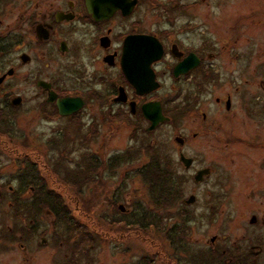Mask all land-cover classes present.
I'll return each mask as SVG.
<instances>
[{
  "label": "flooded vegetation",
  "instance_id": "af4514ba",
  "mask_svg": "<svg viewBox=\"0 0 264 264\" xmlns=\"http://www.w3.org/2000/svg\"><path fill=\"white\" fill-rule=\"evenodd\" d=\"M13 3L18 4L17 0H0V28L6 32L0 38V55L12 47L11 41L23 37V27L31 48L27 64L33 63L36 51L63 62L59 79L37 75L31 80L44 96L38 111L43 109L47 118L55 112L60 115L55 104L47 102L49 88L38 86L41 81L58 98L83 102L77 112L60 116L71 123L88 103L101 104L107 111L100 119L108 125L120 119L134 129L142 122L147 135L172 120L163 103L188 101L194 148L191 155H185L181 151L185 138L181 137L184 143L178 146L174 179L182 182L180 189L187 184V195L183 197L181 191V197L183 205L185 198L189 202L156 210L162 221L159 228L166 231L165 221L175 218L169 216L170 210L187 214L193 234L189 264H264V38H251L250 33L264 24V9L243 14L264 0H31L29 14L17 17L15 27L3 25L4 8ZM199 3L203 10H196ZM16 7L11 6L9 12ZM147 7H153L154 17L146 15ZM141 9L143 14H139ZM161 11L167 14H158ZM196 19L204 22V30L197 31L201 25L190 23ZM189 66V71L181 73ZM13 75L11 68L0 76V98L10 105L15 96H2L1 90ZM150 84L157 88L149 90ZM165 86L166 93H161ZM149 102H159L163 116L169 118L152 131L141 110ZM201 102L202 112L195 111ZM113 105L125 111L116 116V111L111 112ZM201 131L206 146L203 160L196 149ZM180 154L190 159L188 167L180 162ZM34 191L33 187L4 191L0 186V264H98V239L92 234L84 237L80 232L84 226L78 221L55 223L50 211L35 206ZM27 198L28 206L21 201ZM4 203L8 204L6 212ZM135 209L141 218L149 211ZM35 213H43L46 222H34ZM58 226L62 227L59 231ZM176 226L168 229L173 232ZM52 230L55 236L46 237ZM164 231L167 237L170 232Z\"/></svg>",
  "mask_w": 264,
  "mask_h": 264
},
{
  "label": "rangeland",
  "instance_id": "374dc122",
  "mask_svg": "<svg viewBox=\"0 0 264 264\" xmlns=\"http://www.w3.org/2000/svg\"><path fill=\"white\" fill-rule=\"evenodd\" d=\"M17 3L4 8L5 13L1 20L4 22L3 25L14 24L15 27L19 21L15 20L17 17L29 14L31 0H17ZM256 4L244 10V16L252 12V9L259 8V12L264 9V4L261 3L259 6ZM14 5L17 7L9 12V8ZM151 8L153 7L146 9L148 17L155 16ZM196 10H203V5L199 3ZM139 14H143V9ZM158 14L166 15L167 13L161 11ZM202 15L203 12L200 16L201 20L204 19ZM201 20L196 19L190 22L194 25H201L197 31L204 30V22ZM213 21L219 22L215 19ZM253 28L250 30L251 38L260 36L263 39L264 24L261 23L256 30ZM5 33L0 28V38ZM21 34L23 37L11 41L12 47L0 55V76L7 70L14 69V75L5 82L1 95L21 96L23 99L19 106L12 107L9 102L6 103L0 98V106L2 104L0 111V186H3L4 191L12 187L18 192L23 190L22 186L25 181H32L35 185L42 182L48 190L51 189L60 194L69 212V219L73 220L72 222L78 221L83 224L84 227L80 229V232L84 237L91 238L93 235L98 239V252H96L98 264H189L191 255L189 237L193 234L190 231L187 214L178 215L176 209L170 210L169 216H175V218L172 217L165 221L166 231L162 228L156 229L151 225L157 219L158 213L156 214V210L148 202V188L139 180L137 172L146 168L152 161L149 162L150 156L146 149L144 153L139 152L136 155L131 153L141 147L151 146L152 150H157V157L161 159L167 156L174 164L178 160V149L183 145H178L174 141V138L178 136L185 138L181 151L185 155H191L194 145L190 142V137L191 131L195 128L188 114L190 110L188 101L163 103L165 112L172 120L163 123L153 135H147L145 124L142 122H139L134 129L131 128L129 122L120 119H115L114 124L108 125L105 119L104 121L100 119V115L107 111L101 109V104H97V109L95 104L88 103L90 106L82 111L83 114L80 113L77 116L78 119L74 120V123L56 114L47 118L43 114V109L38 111V104L43 102L44 96L34 87L31 80L37 75H41L42 78L59 79V69L63 62L36 51L33 54L32 64L30 62L24 66L20 65L18 61L20 54L26 53L31 56L30 39L26 28L22 27ZM194 38L198 40L199 35H194ZM5 40L10 41L11 39ZM88 69L90 70L91 67ZM60 83H62L61 80ZM167 89L168 86H165L160 92L163 93ZM203 96L201 88V99ZM202 104L201 102L195 111L202 112ZM112 111H116L117 116L125 109L113 105ZM4 120L7 125L5 132L2 129ZM78 120L80 123H77ZM89 124L96 129L97 134L91 126L88 127ZM63 127L65 130L61 131ZM198 138L196 149L203 160L202 153L203 149L206 150V146L202 131L198 134ZM130 153L131 156H129ZM151 158L150 160H155ZM25 160H31L30 166L32 163L35 164L32 165L35 170L31 167V173L25 171V163H27L24 162ZM114 162H118L119 165H115ZM89 163L92 165H88ZM87 166L93 169L94 183L74 185V178L67 176L69 172H75L74 167H79L81 172H85L88 170ZM180 172H182L181 169ZM80 181L82 182V179ZM79 187H83L81 194L83 197L77 192ZM181 191L184 194L183 197H186L187 184L185 188L180 189V193ZM183 197L178 201L181 207L184 206ZM29 200L30 198L21 201L28 202L25 204L28 206L31 203ZM118 206L126 209V212L120 213ZM3 207L6 212L8 204L4 203ZM137 207L149 208V211H152L149 212L150 215L143 217L147 219H144L141 227L134 220L137 214L141 217V214L136 212ZM31 210L36 211V208L31 206ZM33 221L42 224L46 222L43 213H35ZM53 221L58 223L56 219ZM129 223L133 227L126 225ZM175 224L177 226L174 231L170 232L169 226L172 227ZM41 229L44 227L41 226ZM61 229L62 227H57V231ZM162 231L170 232V234L165 237ZM48 233L46 237L55 236L54 230Z\"/></svg>",
  "mask_w": 264,
  "mask_h": 264
},
{
  "label": "trees",
  "instance_id": "16d2710c",
  "mask_svg": "<svg viewBox=\"0 0 264 264\" xmlns=\"http://www.w3.org/2000/svg\"><path fill=\"white\" fill-rule=\"evenodd\" d=\"M2 122L4 123V127L2 129L5 132V130L7 129L6 121L4 120ZM72 125L75 126V124H72ZM150 147H147V148L141 147L139 150H133L131 152L134 155H136L139 152L144 153V150L146 149L150 158L152 157L155 159L153 161V160H150L149 158V162L150 161L152 162H150V164L146 168L139 170L137 172V176L139 180L143 182L145 186L148 188V191H149L148 193L149 201L148 202L151 203V206L155 210H160L161 208H165L166 210H169L170 208H174L175 206L178 205V201L181 198L180 188L178 185H180L182 182H177L174 179V175H175L174 167L175 166L173 162L170 161L167 156H163L160 159L159 157H157V152H156L157 150L156 149L152 150ZM131 153L129 154V156H131ZM24 162L28 163V164L25 163V171L31 173V167L34 169V166L32 165H35V164L32 163V165L30 166L29 162L31 163V160H25ZM91 162L93 161L91 160ZM114 164L119 165L118 162H114ZM58 165L61 166V164H58ZM88 165H92V163H89ZM69 169H72V168H69ZM74 169H75V172L68 171L70 174L67 175L69 177L74 178L73 180L74 185H77V184L86 185L88 183L90 184L94 183V178H93L94 175L92 174L93 169L88 168V170L85 172H81L79 167H74ZM81 179H82V182L80 181ZM32 187L34 188L35 190L34 192L36 193L35 194L33 192L35 194V200L37 201V203L35 204L37 208L47 209L53 214L54 219H56L58 222H64V223L71 222V220L69 219L70 218L69 212L60 194H58L57 192H54V190H51L50 188H49L50 190H48L42 182L39 183V185H35L32 181H27V182L25 181L24 185L22 186V189L29 190ZM77 192H79V194L81 195L83 192V187H79ZM81 196L83 197V195ZM146 215H150L149 211L146 212ZM134 219L136 220L137 224L142 225L144 223V219H147V217L141 218L137 214V217H135ZM161 222L162 221L159 220V218L157 217V219H155L151 223V225L156 227V229H158L160 227Z\"/></svg>",
  "mask_w": 264,
  "mask_h": 264
},
{
  "label": "water",
  "instance_id": "95a60500",
  "mask_svg": "<svg viewBox=\"0 0 264 264\" xmlns=\"http://www.w3.org/2000/svg\"><path fill=\"white\" fill-rule=\"evenodd\" d=\"M88 8L91 9L90 6H88ZM191 57L193 58L192 55ZM19 60H20L21 65H25L29 62L30 57L27 54H21ZM124 61L125 60H124V55H123L122 63H124ZM194 62L197 64V60H194ZM179 67H181V65H178L175 68V72H177ZM190 67L192 66L186 67L185 69L181 71V73H186L187 71H189ZM153 84H150V86L148 87L149 90L157 88V86H153ZM38 86H44V87L49 88V92L47 95V102L55 104L58 110V114L60 116L71 115L77 112L78 110H80L84 105L83 102L79 98H58L57 94H55L50 89V85L46 84L45 82H42V81L38 82ZM21 103H22V97L20 96H15L11 99V105L14 107L19 106ZM141 110H142L144 117L151 122V125L148 128L149 131H152L159 123L169 121V118L163 116L161 105L159 102H149L147 104H144L142 105ZM131 111L134 112L135 108L131 107ZM174 141L178 145L183 144V139L178 136L174 138ZM179 158L183 166L188 167V163L190 162V159L186 158L183 154H180ZM188 202H189V198H185L183 200L184 205H188ZM119 210L123 212V208L121 206H119Z\"/></svg>",
  "mask_w": 264,
  "mask_h": 264
}]
</instances>
